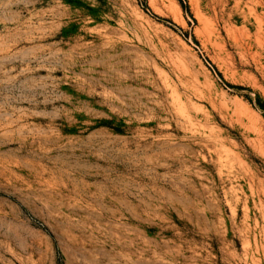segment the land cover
<instances>
[{"label": "rangeland", "instance_id": "rangeland-1", "mask_svg": "<svg viewBox=\"0 0 264 264\" xmlns=\"http://www.w3.org/2000/svg\"><path fill=\"white\" fill-rule=\"evenodd\" d=\"M0 264H264V0H0Z\"/></svg>", "mask_w": 264, "mask_h": 264}]
</instances>
